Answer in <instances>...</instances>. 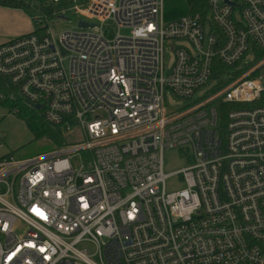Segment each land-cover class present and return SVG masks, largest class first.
Instances as JSON below:
<instances>
[{
    "label": "built area",
    "instance_id": "built-area-1",
    "mask_svg": "<svg viewBox=\"0 0 264 264\" xmlns=\"http://www.w3.org/2000/svg\"><path fill=\"white\" fill-rule=\"evenodd\" d=\"M66 1L56 15L94 27L0 46V104L85 137L0 160V264H264V61L242 67L264 50V0H206L207 15L169 22L164 0ZM213 82L167 112L169 93ZM169 150L191 167L165 174ZM174 175L185 187L168 192Z\"/></svg>",
    "mask_w": 264,
    "mask_h": 264
},
{
    "label": "rangeland",
    "instance_id": "rangeland-1",
    "mask_svg": "<svg viewBox=\"0 0 264 264\" xmlns=\"http://www.w3.org/2000/svg\"><path fill=\"white\" fill-rule=\"evenodd\" d=\"M42 2L48 5H53L51 0H28L27 3L30 5L29 9L18 11L0 10V46L22 36L35 33L37 30L43 29L44 27L51 29L56 36L66 31L80 30L77 23V16L70 11H68L66 19H61L59 15H55L46 26L39 27L36 21L40 20L42 17ZM90 2V0H77V4L83 8H86ZM53 6L56 7L55 4ZM72 6V4H69L66 0H64V2L60 4L59 9L68 10ZM107 26L110 27L107 29L109 38L114 39L118 33L117 27L113 24V22H110ZM120 34L126 36L129 34V31L120 30ZM175 44L178 43L175 42ZM254 56L255 53L252 52L249 58L243 62L242 67L245 68L247 62L253 61ZM262 61H264V57L259 61L252 63L247 69L257 66ZM173 63L174 53L168 49L166 58L167 68H171ZM235 73L236 70L230 71L231 75H234ZM260 73L264 76V66L261 70H256L252 77H256ZM226 80L227 79L225 77L222 78V82H225ZM216 85V82L209 84L207 87L195 92L191 99H178L169 93L166 98L167 112L176 113L194 102L201 101L213 92ZM221 124L222 121L220 119L219 125ZM0 136H2L0 137V145L2 146V148H0V160L10 156H13L17 160H25L57 149L48 138H37L27 120L11 113L8 107L1 104ZM63 138L67 145L79 144L85 141V137L80 128H73L69 132L63 131ZM85 158L86 156L84 159ZM192 164V161L182 158L177 150H169L164 154V173L167 175L187 169L191 167ZM184 187L185 185L180 181L178 175L170 177L166 182L168 192L178 191L184 189ZM26 230L27 227L24 224H21L19 226L18 233L22 235Z\"/></svg>",
    "mask_w": 264,
    "mask_h": 264
},
{
    "label": "trees",
    "instance_id": "trees-1",
    "mask_svg": "<svg viewBox=\"0 0 264 264\" xmlns=\"http://www.w3.org/2000/svg\"><path fill=\"white\" fill-rule=\"evenodd\" d=\"M28 0H0V7L12 10H26L30 8L27 3ZM42 17L37 20L41 26H46L49 21L60 10L59 7L41 3ZM208 8L206 0H164V19L165 21H173L184 16L207 15ZM36 21V23H38ZM45 28V27H44ZM42 29L37 30L40 31ZM264 57V50H258L255 54L253 63L259 61ZM11 111L12 107H19L18 116L27 120L31 126L32 131L37 138H48L56 148L63 147L65 140L63 138V130L60 127H54L49 124L43 117L41 112H37L29 108L23 102L15 104H3Z\"/></svg>",
    "mask_w": 264,
    "mask_h": 264
},
{
    "label": "water",
    "instance_id": "water-1",
    "mask_svg": "<svg viewBox=\"0 0 264 264\" xmlns=\"http://www.w3.org/2000/svg\"><path fill=\"white\" fill-rule=\"evenodd\" d=\"M78 27L81 29H87V28H93L94 25L90 24V23H86V22H79ZM40 109H41V107L38 106L37 110H40ZM0 137H2V136H0Z\"/></svg>",
    "mask_w": 264,
    "mask_h": 264
},
{
    "label": "crops",
    "instance_id": "crops-1",
    "mask_svg": "<svg viewBox=\"0 0 264 264\" xmlns=\"http://www.w3.org/2000/svg\"><path fill=\"white\" fill-rule=\"evenodd\" d=\"M90 1H91V0H90ZM0 10H7V11H18V10H12V9L2 8V7H0Z\"/></svg>",
    "mask_w": 264,
    "mask_h": 264
}]
</instances>
